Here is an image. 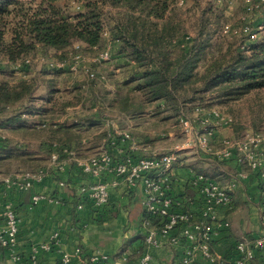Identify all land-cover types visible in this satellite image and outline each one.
<instances>
[{
	"label": "crops",
	"instance_id": "crops-1",
	"mask_svg": "<svg viewBox=\"0 0 264 264\" xmlns=\"http://www.w3.org/2000/svg\"><path fill=\"white\" fill-rule=\"evenodd\" d=\"M70 10L75 13L82 11L83 7L72 2ZM111 53L114 57L104 65L105 70L110 66V70L118 72L135 65L131 59L118 54V47H113ZM53 72L57 74V71ZM31 104L36 108L42 105L29 103L28 107ZM7 108H11V112L20 109L18 104L3 109ZM104 108L108 105L96 102L89 107L88 119H72L79 104H68L62 116L51 125L46 120H37L48 114L28 117L26 123L17 125L18 113L5 117L4 110H0V200L12 205L19 222L14 248L19 261L0 245V264H84L91 255L107 256L110 264H137L143 254L150 255L153 264H180L182 244L173 246L167 241L180 233L181 225L165 240H160L159 247L145 244L148 229L161 228L162 223L150 221L149 227H145L148 219L141 183L128 186L114 174L110 165L105 166L98 177L84 174L77 165V162H86L103 154L118 162L172 151L173 147L159 151L155 143L157 138H171L172 133H152L151 138L149 134L139 133L136 122L142 119H101L100 111ZM39 127H46L50 133L48 138L35 141L31 132ZM232 134L228 128H220L215 136L217 139L234 138ZM125 135H129V139H125ZM219 141L217 147L209 146L210 151L206 153L195 148L177 154L171 171V212L186 213L194 220L201 217L200 196L187 185L194 175H207L226 184L239 171H245L248 176L234 191L232 206L219 209L214 221L215 233L210 248L218 259L215 264H228L226 259L239 238L264 236V204L261 201L263 192L250 169L239 167L234 160L216 159L215 155L222 146ZM141 143H146L145 153L141 151L145 146ZM53 155L58 156L57 165L52 162ZM25 171H43L44 176L28 190L7 188L2 184L4 177L21 175ZM96 183L107 185V204L93 209L86 204L78 209V190ZM35 196H41V199L33 204ZM45 244L51 245L49 251L42 249ZM77 249H80V255H76ZM64 255L70 257L69 263L62 262ZM200 263L210 264L204 260ZM248 264H264V249Z\"/></svg>",
	"mask_w": 264,
	"mask_h": 264
},
{
	"label": "rangeland",
	"instance_id": "rangeland-1",
	"mask_svg": "<svg viewBox=\"0 0 264 264\" xmlns=\"http://www.w3.org/2000/svg\"><path fill=\"white\" fill-rule=\"evenodd\" d=\"M175 8L171 15L172 26H168L169 43L167 41L163 44L167 48L166 51L174 53L169 59L174 60L177 50L183 47L188 49L199 27H202L203 39L210 47L204 52L205 55L201 56L196 74L189 84L177 90L175 97L166 102L150 100L148 90L140 89L144 87L141 86L144 82L139 80V74L131 68L115 72V69L110 70V66L107 70L103 68L110 61L93 63L97 52L83 49L84 64L92 68L99 77L103 76L104 80L89 81L83 71L70 73L67 65L62 68L64 70L54 67L53 64L65 60V64L67 63L76 43L66 50L65 56L51 49H37L26 56L31 58L28 67L22 63L26 57L17 63L7 64L5 57L0 54V82L6 81L9 85L29 82L30 99L34 97L33 100L45 96L51 86L58 90L53 113H49L46 118L37 119L46 120L49 125L62 116L65 106L74 105L76 102L79 109L73 111L75 113H72V119H88L89 107L96 102L108 105V108L100 111L101 119H142L137 120L139 122H136V125L139 126V133L143 135L149 134L152 138V133H172L171 138L162 137L155 140L159 151L170 147L175 149L187 143L180 127V119H190L193 122L197 119H229L230 123L226 128L228 132L233 133L234 139L248 133L264 135V88L243 92L242 84L237 81L230 84L220 81L214 84L212 81L216 74L235 69L237 56H249L250 45L264 38V0H183V5L177 4ZM118 12L117 8H104L103 21L107 33L111 22L121 19ZM159 23L161 29L162 23ZM0 27L3 29V42L8 43L20 27L19 20L9 16ZM171 27L173 33L170 31ZM108 44L109 40L105 38L100 50ZM111 46L110 44V48ZM53 71H57V74ZM29 103V100L25 99L18 103L20 109L15 112H11V108H2L1 111L4 110L3 116L8 117L12 113L23 111L22 108L28 107ZM34 104L40 106L42 103L37 100ZM214 112L218 113V118ZM49 133L50 130L46 127H39L31 132V136L38 141L48 138ZM82 134H85V131ZM212 141L215 143H211ZM218 141L220 143L222 139L215 136L209 146L217 147ZM141 144L144 146L146 143ZM141 149L146 150V145Z\"/></svg>",
	"mask_w": 264,
	"mask_h": 264
},
{
	"label": "trees",
	"instance_id": "trees-1",
	"mask_svg": "<svg viewBox=\"0 0 264 264\" xmlns=\"http://www.w3.org/2000/svg\"><path fill=\"white\" fill-rule=\"evenodd\" d=\"M72 2L80 3L83 10L72 13ZM177 2L178 0H0V25L7 17L14 16L19 20L20 26L8 43L3 42V29L0 27V54L5 57L7 64H13L37 49H51L65 56L66 50L75 43L83 45L84 50L98 52L103 46L102 35L106 29L103 21L104 8H117L121 19L111 22L108 32L111 52L113 47H118V54L131 59L135 64L131 69L144 82L141 85L144 87L140 89L148 90L150 100L166 102L175 97L177 90L189 84L196 74L201 56L210 47L203 39L202 27H199L188 49L183 47L177 50L174 60L169 59L174 53L166 51L163 44L168 41V26H172L171 15L176 10ZM159 22L162 23L161 29ZM170 31L173 33V28ZM249 51L250 55L247 57L237 56L235 69L213 76V83L220 81L230 84L237 81L242 84L243 92L264 88V38L251 44ZM59 57L61 59V55ZM242 65L244 66L241 67ZM57 93L59 91L51 86L45 96L38 97L37 100L42 103L40 107L36 108L31 104L22 108L23 111L17 114L16 118L19 119H16V124L26 123L28 117L45 116L53 112ZM30 96L29 82L19 85L0 82V110L25 99L30 103L37 101L33 100L34 97L30 99ZM257 182L264 195V183ZM187 185L190 186L189 183ZM168 195L173 205L171 191ZM147 219L158 221L162 225L164 222L148 214Z\"/></svg>",
	"mask_w": 264,
	"mask_h": 264
},
{
	"label": "built area",
	"instance_id": "built-area-1",
	"mask_svg": "<svg viewBox=\"0 0 264 264\" xmlns=\"http://www.w3.org/2000/svg\"><path fill=\"white\" fill-rule=\"evenodd\" d=\"M74 3V2H73ZM178 5H183V0H178ZM103 38L108 39V33L104 31ZM83 46L76 44L74 52L69 56L65 64L56 63L54 67L61 69L66 65L72 73L83 71L89 81L104 80L90 67L85 66L83 57ZM111 59L110 44L98 51L92 62L103 63ZM23 65L28 67L31 58L26 57ZM0 64L2 61L0 60ZM216 118L218 113L214 112ZM229 119H180V127L187 143L181 147H176L172 152L165 154L144 155L138 158H126L122 161L114 162L107 154L99 155L88 159L86 162H77L78 167L86 175L98 177L104 167L110 165L114 174L122 178L128 186L134 187L141 183L144 191V208L146 213L155 219L163 222L161 228L148 229L145 234V244L159 247L160 240H165L166 236L177 229L180 225V233L168 238L169 245L178 246L182 244L183 252L180 256V264H201L204 260L210 264H215L218 260L212 254L210 243L215 233V219L219 209H228L232 206V195L239 183L247 178L245 171H239L226 184H221L215 178L203 174H197L188 182L200 196L202 215L199 219H192L186 213L171 212L172 200L168 195L171 191L173 165L177 160V154L187 149H198L209 152V143L215 139V135L220 128L229 125ZM129 139V135L124 136ZM221 148L215 155L217 160H234L239 167L250 169L257 181L264 183V135L260 133H248L239 139L224 138L221 141ZM144 153L146 150L141 149ZM147 154V153H146ZM52 162L57 165L58 156H52ZM44 176L43 171H28L17 176H8L2 179V184L7 188L15 187L20 190H28ZM41 196L33 197V204H36ZM78 205L81 209L86 204L92 208H101L109 200V192L105 183L83 186L78 190ZM264 204V195L261 199ZM0 245L10 253L15 261L19 258L14 255V248L17 245L18 218L10 203H2L0 200ZM150 220L145 221V227H149ZM50 244H45L42 249L49 251ZM264 249V236L248 237L242 236L235 242L226 261L228 264H248L258 252ZM80 249L76 250V255H80ZM70 257L64 255L63 263H69ZM84 264H110L109 258L102 255H91ZM137 264H153L150 255L143 254Z\"/></svg>",
	"mask_w": 264,
	"mask_h": 264
}]
</instances>
